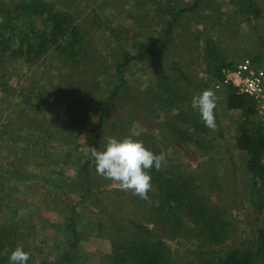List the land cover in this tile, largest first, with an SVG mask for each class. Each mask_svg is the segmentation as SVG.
<instances>
[{
    "label": "rangeland",
    "instance_id": "obj_1",
    "mask_svg": "<svg viewBox=\"0 0 264 264\" xmlns=\"http://www.w3.org/2000/svg\"><path fill=\"white\" fill-rule=\"evenodd\" d=\"M38 1L58 13L69 11L89 53L76 67L66 64V57L57 50L34 62L26 60L25 52L15 59L12 52L0 51V135H27L33 132V120L38 131L37 121L60 118L64 140L60 139V185H64L63 190L60 186V203L69 198L82 202L83 214L100 209L104 220L96 236L79 240L74 264H121L122 255L135 243L155 245L152 249L164 252L170 264H198L197 254L209 249L221 258L234 250H254L264 229V210L251 207L247 194L252 176L247 153L238 147L242 111L229 109L224 89L208 83L206 69L215 71L219 65H233L244 58L259 59L264 68V0ZM19 2L0 0L3 22L10 19L3 11L11 8L16 15L18 9L12 6ZM43 27L38 24L31 35L41 33ZM151 39L157 41L158 50L145 55L143 48H132L133 42ZM20 41V46L29 43ZM17 46L13 52H19ZM153 53L157 55L152 57ZM70 74L71 79L67 78ZM119 83L125 100L115 101L108 110L99 140L102 106L96 98H108L109 87ZM80 87L82 91L86 87L82 98L93 100L79 106L89 120L79 129L71 124L62 127L63 118L86 121L84 114L76 118L79 104L72 98L80 96ZM166 88L179 94L168 105ZM208 88L218 96L215 131L205 127L199 112L191 107L192 97ZM55 95L60 97V115L51 113ZM73 135H80L79 141H73ZM127 136L143 140L157 154L161 150L170 153L169 173L159 188L167 202L150 191L149 203L97 173L91 148L103 151L108 137ZM84 165L85 174H80L84 180L70 197L69 185L78 176V166ZM87 202H95L98 209ZM178 218L183 232L172 228ZM132 222L144 225L150 233L136 230ZM28 262L34 264L32 259Z\"/></svg>",
    "mask_w": 264,
    "mask_h": 264
},
{
    "label": "trees",
    "instance_id": "obj_2",
    "mask_svg": "<svg viewBox=\"0 0 264 264\" xmlns=\"http://www.w3.org/2000/svg\"><path fill=\"white\" fill-rule=\"evenodd\" d=\"M13 7L18 9L16 15L13 14V9L11 10V8L10 10L3 11L6 15L10 16V19L8 18L5 22L0 23V51L5 53L9 51L12 52L11 55H13V58L15 59H18V57L22 58L23 56L21 55L23 52H25V55L27 56L26 60L28 62H34V60L39 59L48 51L57 50L60 51V54H63L66 57L64 60L62 57V60L66 64L69 65L74 63L76 67L79 64H82V62L87 58L89 49L87 48L85 39H82V31L80 27H78L76 24L74 25V20L72 19V15L70 13L63 11H60L59 13L55 12L53 6L43 4L38 0H21V2L12 6V8ZM10 11L12 13H10ZM64 11L67 10L65 9ZM12 15H15V17ZM38 24H42V26L43 24L45 25L42 32L36 35H31L33 34V30L37 31L36 29L38 28ZM48 25L51 26L48 27ZM98 27L99 23L95 25V28ZM25 30L29 31L31 38L33 37V40L28 38L29 33L25 32ZM20 39L25 40V42L29 41V43H27L25 46H20ZM155 43H157V41L152 39L147 41L140 40L133 42L132 48H143V53L146 55V53L151 50H158ZM15 46H17V51L19 52H13ZM153 55L154 56L152 57H155L157 53H153ZM253 61L259 65V59H253ZM226 66H231V64L226 63L222 66L219 65L215 71L214 68H207L206 72L208 75H210L208 83L212 84L214 80L221 79V69ZM121 68L122 67L120 66L118 72H120ZM67 78L71 79L72 74L68 75ZM83 79L85 80L84 76ZM3 85L5 90H7V84ZM83 86L87 85L85 84ZM161 87H165V85H162ZM85 88L86 87H83L84 90ZM109 88L110 96H108V98H96V100L102 106L97 134L99 140L105 131V121L108 110L112 107L115 101L122 102L125 100L124 97L122 98L123 94L121 83L116 86H110ZM166 89L168 93L173 90L172 88ZM83 91L82 87H80V96L72 97L74 98L73 100L77 101L79 104L76 110V118L84 114V118L86 119L84 122H77L75 119L74 123L71 124V126H73L75 129L76 127L79 129L82 124H85V122L87 123V120H89L87 114L82 109H80L79 106L80 102H83L85 106H87L89 101L92 103L91 101L93 100H86L82 98L83 96L81 95ZM164 92L165 90H163L162 93ZM169 94L170 96H167L165 99L167 105L169 102H174L177 99L175 96H179L177 90H174V92ZM225 94L228 98L229 109H237L242 111L243 119L241 125L239 126L240 136L238 139V147L247 153V168L252 176L251 182L248 185L247 194L251 207H253L258 212H262L264 210V128L259 121V116L251 98L237 94L236 91L231 88H227L225 90ZM152 97H155V95ZM148 149L157 154L154 148L152 149L149 147ZM84 167L85 165L82 168V172L85 171ZM168 173L169 171L167 170V167L162 168L160 171H156L155 168H153L150 173L152 176L153 185L152 193H154V195H159L162 201L165 199L166 195L164 192L160 191V183ZM182 200L183 199L180 198V201ZM163 202H167V200H164ZM98 211V213L101 215L100 209ZM103 223L104 220H102V217H90L88 226L84 230V234L90 235L97 232V228L101 229ZM182 225V219L178 218L176 222L172 224V228L177 232H183L185 229ZM224 225L226 226L225 222ZM132 226L140 232L150 233L149 230L142 224L132 222ZM70 227H72V232L74 233V221H72ZM10 238L11 233L9 229L6 226H0V264H9V256L13 251ZM78 242L79 240H77L76 234H73L71 248L76 249ZM154 246L155 245L148 243L131 244V246L122 255L120 260L121 264H170V262L167 260L168 257L164 254V252L161 250L152 249ZM5 249L6 256H3L2 254ZM73 255L71 257L70 254H67V256L64 258L65 261L63 260V263L65 264L67 262H72V264H74ZM197 255L198 264H264V229L261 230L259 237L256 240V247L252 251L240 252L238 250H234L221 258V256L218 255L216 251L209 249L207 251H201Z\"/></svg>",
    "mask_w": 264,
    "mask_h": 264
},
{
    "label": "crops",
    "instance_id": "obj_3",
    "mask_svg": "<svg viewBox=\"0 0 264 264\" xmlns=\"http://www.w3.org/2000/svg\"><path fill=\"white\" fill-rule=\"evenodd\" d=\"M65 9L60 11L69 12ZM52 99L51 108L55 110L51 113L55 111L60 115V97L55 95ZM63 119L62 127L74 123L73 118ZM32 122L30 134L0 135V226L9 229L12 250L23 245L24 250L31 253L34 264H64L67 254L71 257L75 254V248H71L73 234L77 240L96 236L101 229L97 228L98 231L90 235H85L84 230L90 217L102 216L97 210L83 214L80 207L84 204L74 199L60 203V186L64 188L60 185V139L64 142L63 137L60 138V118L37 121L38 131L34 125L36 120ZM79 136L73 135V139L79 141ZM78 167V176L69 185L70 197L84 180L80 179V174L84 173L81 166ZM87 204L96 207L95 202ZM60 212H65V216ZM70 214L75 217L74 233L70 227L72 220L68 218L72 217Z\"/></svg>",
    "mask_w": 264,
    "mask_h": 264
},
{
    "label": "clouds",
    "instance_id": "obj_4",
    "mask_svg": "<svg viewBox=\"0 0 264 264\" xmlns=\"http://www.w3.org/2000/svg\"><path fill=\"white\" fill-rule=\"evenodd\" d=\"M3 18H0V23ZM218 96L213 88H208L194 95L191 107L200 114L204 126L210 130L217 129L215 109ZM170 153L161 150L159 154L145 147L143 140L131 136L117 139L108 137L103 151L91 148V158L96 171L105 179L113 181L121 190L131 191L140 199L152 203L148 193L152 191L151 170L160 171L168 166ZM158 206L159 201L155 202ZM31 253L18 245L9 256V264H27Z\"/></svg>",
    "mask_w": 264,
    "mask_h": 264
},
{
    "label": "built area",
    "instance_id": "obj_5",
    "mask_svg": "<svg viewBox=\"0 0 264 264\" xmlns=\"http://www.w3.org/2000/svg\"><path fill=\"white\" fill-rule=\"evenodd\" d=\"M217 90L231 88L254 102L259 121L264 128V68L250 58L221 69V79L214 80Z\"/></svg>",
    "mask_w": 264,
    "mask_h": 264
}]
</instances>
